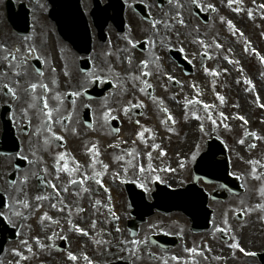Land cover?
<instances>
[{"label":"flooded vegetation","instance_id":"1","mask_svg":"<svg viewBox=\"0 0 264 264\" xmlns=\"http://www.w3.org/2000/svg\"><path fill=\"white\" fill-rule=\"evenodd\" d=\"M12 1L15 8L20 2L30 3L29 0ZM194 2H197V5L203 10H209L210 3H206L205 0H186L183 3L185 10L175 7L171 1H168L163 7L149 6L148 12L151 13V17L150 21L145 23L138 15L135 14L138 18L133 16L130 10L126 8V31L123 34H119L112 26L110 20L113 13L107 10L102 41L98 38L97 31L93 30L90 14H86L87 27L94 39L90 57L91 69L86 73L80 63V55L69 44L61 41L54 26L47 24L43 19V13L48 12L47 0H34L33 27H37L45 34L40 39L41 47L38 55L50 67L55 66L62 75H69L67 85L51 87V89L59 97H63L66 104H70L73 108L84 109L88 107L94 116L104 110L106 116L114 115L120 118L119 112L122 108H116L115 103L109 98L116 94L118 95L117 101H122L124 106L139 105L138 100H134V103L130 102L132 101L131 95L136 91V86H128L126 82H148L150 78L149 75H144L142 71L131 69L133 57L140 54L147 55L145 59L150 62L153 79L163 75L165 68H169L175 77L181 76L182 69L179 64L181 57L192 65L195 75L196 70H203L206 65L200 63L197 57L198 20L192 13ZM5 3L6 0H4L3 9H6ZM103 4L105 5L106 2L104 1ZM156 4H158L157 0ZM169 7L175 9L174 22L171 21L173 12ZM90 8L89 2L87 11ZM3 14L5 16L4 12ZM0 26L8 30V36L14 40L18 49L21 48V41L11 34L7 23ZM137 31L139 32L137 33ZM136 37L140 39L136 40ZM145 66L147 64H140V67ZM93 74H97L100 80L93 78ZM119 78L123 79L120 83L118 82ZM95 82H97V88H94L93 95L88 90ZM85 83L88 85L87 88H85ZM109 84H113V86L103 96L101 90ZM127 92L129 93L127 99H122L120 95ZM104 101L103 105L99 104Z\"/></svg>","mask_w":264,"mask_h":264},{"label":"rangeland","instance_id":"2","mask_svg":"<svg viewBox=\"0 0 264 264\" xmlns=\"http://www.w3.org/2000/svg\"><path fill=\"white\" fill-rule=\"evenodd\" d=\"M243 16H241V19L244 21V18H242ZM239 19L238 20H234V23L236 24H240L242 25V20ZM240 27V26H239ZM233 29V28H231ZM235 30V29H234ZM234 36L236 37L237 40V45H241L240 44V39L238 34L236 33V31H234ZM228 42L229 43H234L235 40L232 37L226 36L225 37V41H223L222 43L224 44L225 48L228 46ZM239 53L242 54L245 59H246V68L256 72L257 68H253L256 63L253 61L252 57L250 55H246L243 51V47H239ZM219 57L222 58H228V54L226 52H221L218 54ZM234 56V53H231V57ZM233 62H231V64H235L238 68L241 69V67L238 65L240 64V62L236 59V58H232ZM256 79H259V82L263 83V79L262 76L260 74H254ZM254 76L252 74H249L248 72L244 73L236 79L234 80H229L228 81V88H229V96H227V91H225V89H221L220 93H222L223 95L225 94V96H227V101L228 99L231 98V100L235 101L236 103H239L240 105V112L238 111V114L240 115V117H244V119H249V121H254L255 119L258 118L259 114L262 113L260 112V107L259 106H264V85H262L261 87H259V85H257V87L255 88L254 91H252V93L254 94V98L252 97L251 93V89L249 88V86L247 85L248 83L246 82V80H249L250 78L253 79ZM205 79V78H204ZM201 79V80H204ZM219 80L222 79H213V81H206V87L212 88L213 85H215ZM200 81V80H199ZM264 84V83H263ZM255 86V85H254ZM259 87V88H258ZM263 87V88H262ZM256 92V93H254ZM246 94L247 97H246ZM246 97V99H245ZM219 100V99H218ZM231 101L229 104H231V106H233L235 103ZM212 102H214V99L212 100ZM224 109L227 108L226 105L223 106ZM230 107V106H229ZM232 111V110H231ZM154 115L158 118V123H161L160 120V116H159V111L155 110ZM194 117V119L196 120V115H192ZM173 118H175V120H179L180 119V108L178 107L177 112L174 113V116H172ZM199 118L202 119L201 116H198ZM259 120V118H258ZM257 120V122H258ZM135 127V126H134ZM162 127V125H161ZM164 127H170L169 126H164ZM177 127H179L177 125ZM138 128L139 131H142V127L138 126L135 127ZM260 131V129H258V132ZM264 132V128L262 130ZM144 136L143 138L147 139L148 137V132H143ZM230 136V135H229ZM235 137V135L233 136ZM141 139V137L139 138ZM179 139V137H174V140ZM138 142H140V140H138ZM232 142V139H231ZM234 144V143H232ZM191 151L192 153H194V155L196 154V151L199 150V148L196 146V140L193 143V146H191ZM179 150H181V147H179L178 150H176L175 152H172L173 154H177L178 156L174 157L172 159V156H169L170 159L168 158H164L161 157V153L156 156L155 154H151V159H149V156H146V159L148 162H150V165H154V164H159L158 169L153 172L151 174L150 170L141 172L140 170H138L136 173L133 171V163H129L126 164L127 161H139L137 156H132L130 155L128 158H125V161L122 162H118L116 164V166L110 168V170H112V174L109 178H107V180H109L112 184V186L114 187L115 191L117 190V188H121V186L126 183V182H133L137 185V188H142L143 190H145L147 192V194L149 195L150 193L153 192L152 189V185L154 183V181H158L160 184H164V185H169V184H177L176 186H181L184 187L186 184L191 183L192 179H191V169L189 168L188 162L189 159L192 157L190 153L187 154H181V152H179ZM261 150H264V148H261ZM173 162L175 163L173 165ZM183 165V166H181ZM103 175L105 176V172L103 173ZM121 180L122 181V185L118 184V181ZM98 183H95V186ZM179 188V187H178ZM118 192L117 195L123 200L124 202V206L125 208H128L126 206L127 204V200L124 194V191H122V193L118 190L116 191ZM31 190L29 189H24V188H17L13 191H9V196L11 198V202L9 205V212L7 213L8 218L10 219V223L17 227L15 224H20V238L17 242H14L12 244H9L8 247L6 248V255L5 258L3 259L2 262H6V261H18V264H33L36 263L42 256L43 253L46 254V259L50 258V262L51 263H43V264H54L55 260H57V258L61 255H57L54 253L49 252V250L44 249V248H34L36 246V242L38 239H43L42 237L44 236H50V235H57L58 241L57 244L60 242V240L62 238H64L66 240L67 243L70 244L71 248H79L78 251H80V256H81V260H77V261H68V264H74L75 262H78L79 264H86L92 261L93 256H95V261L98 257V253L103 249V248H108L111 249V247H109L112 243L109 242V240L113 239V237L116 235L114 230H115V226L113 224V220L110 219L108 217V215L106 216V212L102 209L106 206H102V202L97 203V201H99V197L103 199L104 202L109 203L110 200V196L107 198H104L101 194V192H99L98 195L95 196V198H93L92 200L95 199L96 203L99 204V206L97 207V209L95 210L97 213L94 214L95 219L91 218L93 220V223H89V226L86 229V221L84 220V218H80V220H77L75 217L73 216V214L70 213H62V212H56L53 211V213H51L49 216L53 215L56 219V222L58 224L59 227L53 226V218L49 217L48 222L45 225H41L38 226L36 223L34 224L33 221V216H28V210L27 208H24L23 205L18 204V200H21L23 198H26L28 196H31ZM30 194V195H29ZM125 197V198H124ZM91 200V201H92ZM89 203V202H86ZM33 206V202H30V207ZM18 214V218H16L14 220V215ZM82 216H84L82 209L81 208H76L75 209V213L74 214H81ZM22 214V215H20ZM174 217V216H173ZM118 218V217H117ZM124 218L126 220V218L129 219L128 217V211H127V215H124ZM174 218L180 219L179 216H175ZM16 220H18L16 222ZM25 221L24 223V227L23 230L21 229V225L22 223ZM120 221V220H119ZM52 225V227H51ZM93 225H95V227H93ZM118 225V224H116ZM100 227H105L106 229L109 230V232H114L113 233V237H107L106 236V242H103L105 240L104 237L100 236L97 237L96 239L92 236V233L94 231V229H98ZM94 229H93V228ZM124 227V226H123ZM40 228H44V229H40ZM80 230H83V232H81ZM43 232V233H42ZM83 233H87V236ZM112 234V233H111ZM116 238V237H115ZM54 240V239H53ZM97 241H100V245L96 247V253H94L93 250V243H97ZM82 242V244H81ZM257 242L262 243L261 246H256L257 248L259 247H263L264 246V236L260 237L259 239H257ZM40 243L43 245V243L40 241ZM247 243L249 244L250 241L247 240ZM105 245L107 247H105ZM113 245V244H112ZM45 246V245H44ZM29 249H31V251H29ZM38 250V253L35 251ZM70 250V249H69ZM212 250L214 251H220L221 250V246L217 243L212 245ZM36 252V253H35ZM16 253H19V255H17ZM21 254L25 255V258H23V260L21 259ZM84 259H86V263H84Z\"/></svg>","mask_w":264,"mask_h":264},{"label":"bare ground","instance_id":"3","mask_svg":"<svg viewBox=\"0 0 264 264\" xmlns=\"http://www.w3.org/2000/svg\"><path fill=\"white\" fill-rule=\"evenodd\" d=\"M55 100L60 101L61 104L65 103V101H64V99L62 97H58L57 96L55 98ZM230 102H231V100H228V102H225V105L227 106V108L224 110V112L226 114L225 118L228 120L227 125L230 126V127L231 126H235V125H240V123H234L232 121V119H235L236 117L233 116L231 118V115H230L231 108L228 105V103H230ZM207 105L209 107L212 106L211 103H208ZM168 109H169L170 113L172 115H174L175 105L169 106ZM235 110H237V111L239 110V104H235ZM99 115H101L103 117L105 115L104 110L100 111ZM143 118H144V120L147 121V126L150 129H152L154 133L156 132L155 133V139L163 140L166 137H174L177 133L179 135V139H176V140L173 139V141H171L170 139L167 138L164 141V143L159 144L158 146H155V147H149V148H147L146 151H141L140 154H143L144 152H147L149 154L159 155L161 153V151H162L164 146H166L167 149L169 151H171V152H175L176 150L179 149V147H183V148L186 149V147L188 145L190 146L191 143L195 140L196 133L199 130L198 124L196 122H193L191 120H183V119H182V125H181L180 130L169 129L168 127L161 128V127H159V125H158V123H157V121L155 119V116L150 111H147L144 114ZM129 122H130V119H129V121H128V119H123V127H122L121 132H120V137H125V138L130 139L129 131L132 128L130 127V123ZM95 133L98 136H102L104 138L107 137V129H106V127L104 125H100L99 129ZM134 145L135 146H134V148L132 150H134L136 148L137 143L134 144ZM188 150L189 149H186L185 152H187ZM164 155L166 156V152L164 153ZM135 166L138 167L139 169L141 167L145 168V166L142 164V160L141 159L139 160L138 163L135 164ZM158 167H159V164L151 165V168H149V165H148V169L150 171H152L151 173L155 172L158 169ZM103 188H104V190H107L108 182H106L105 185H103ZM85 189L86 188L81 189V195H83L85 192H87V189L86 190ZM110 195H111L112 199L107 204V206L105 207V210L109 213V217H115V216L123 215L124 214V208L121 207V203H120V201H118L116 194L111 192ZM90 198H91V196H90ZM103 204L106 205L105 202ZM92 205H93V203H90L87 206L83 207V210L86 213V216L84 217V220L86 221V224H87L85 231L87 230L88 227H90L89 223H93V220L90 217V216H92L93 212L95 214V211L93 210ZM62 206H63V208H66V207H69L70 204L63 203ZM52 208L54 209L56 207L52 206ZM121 225H122V220H120V226ZM107 234H108L107 229H105V227H103V226L102 227L99 226L98 229H94V231L92 233V236L96 239L99 236L105 237ZM117 234H118V237H120V238L122 236H124V233L119 228L117 230ZM81 244H82V242H81ZM123 244L124 243L122 242V245ZM45 256H46V254L43 253L41 257H45ZM42 263H43V261L39 260L35 264H42ZM5 264H15V262L13 260L12 261H6ZM55 264H62V262L59 261V260H56Z\"/></svg>","mask_w":264,"mask_h":264},{"label":"snow or ice","instance_id":"4","mask_svg":"<svg viewBox=\"0 0 264 264\" xmlns=\"http://www.w3.org/2000/svg\"><path fill=\"white\" fill-rule=\"evenodd\" d=\"M262 7H264V6H262ZM230 26H231V25H230ZM218 46H219V45H218ZM9 55H11V54L9 53ZM14 58H15V57L13 56V59H14ZM4 59L7 60V59H8V56L6 55V56L4 57ZM144 75H150V73L145 72ZM145 83H146V82H145ZM5 87H7V85H5ZM31 87H32L33 89H35V88L37 87V85H36V84H33V85H31ZM42 87L46 88L47 86L45 85V86H42ZM147 87H151V85L149 84V85H147ZM141 91H144V89H141ZM219 99H220L221 101H223V97H219ZM188 103H189V104H195V103H199V101L189 100ZM44 107H45V108L48 107V105H47L46 102H45V104H44ZM204 107H205V109H207L209 106H208V105H205ZM127 111H128V109H125V112H127ZM164 111L167 112V109H164ZM220 115L223 116V113H221ZM47 117H48L49 120H51V118H52V114H51V112H48V113H47ZM195 118H196V119H199L198 116H196ZM168 119L171 120L172 117L169 116ZM209 119H211V116H209ZM239 119L244 120V117H239ZM244 122L247 123L246 120H245ZM137 123H138V122H137ZM213 123H215V121H213ZM138 135H139L141 138H143L144 133H143V132H140ZM253 135H254V134H253ZM243 142H244L243 140L240 141V143H243ZM93 154H94V155L96 154V150H95V149H93ZM59 159H60V160H64V156L61 155V156L59 157ZM149 159H151V154H149ZM192 159L195 160V159H196V156L193 155V156H192ZM250 163H252L253 165H255L257 162H256V161H251ZM181 166H183V165H181ZM104 168L106 169V168H107V165H104ZM149 168H151V165H149ZM64 171H66V172H68L69 174H71L73 171H78V167H77V169H72V168H69V167L67 166V163H66L65 166H64ZM140 171L143 172V171H144V168L141 167V168H140ZM99 176H100V173H96L95 176L87 177L86 179H92V180H95L96 183H100L101 181H100L99 178H98ZM254 178H259V177H255V176H254ZM73 183H81V184H84V183H85V180H81V181H75V180H73ZM85 190H86V189H85ZM65 191H67V189H65ZM261 193H262V195H264V189L261 190ZM37 199L39 200V199H41V197H37ZM97 203H99V201H97ZM25 206H27V205H25ZM53 207H54V205H53ZM45 218L47 219V217H45ZM93 227H95V225H93ZM80 231L83 232V230H80ZM218 231H221V229H218ZM83 234L87 235V233H83ZM38 242H39V241H38ZM97 243H100V241H97ZM131 243H133V244H138L139 242H138V241H132ZM237 246H238V245H236V244H232V245H231V247H233V248H235V247H237ZM240 250L243 251V249H240ZM29 251H31V249H29ZM192 251L195 252V250H192ZM16 254L19 255V253H16ZM68 258H69L70 260H73V261H75V260L77 259V257H76L75 255L71 254V253H69Z\"/></svg>","mask_w":264,"mask_h":264},{"label":"water","instance_id":"5","mask_svg":"<svg viewBox=\"0 0 264 264\" xmlns=\"http://www.w3.org/2000/svg\"><path fill=\"white\" fill-rule=\"evenodd\" d=\"M158 196L160 197L161 196V193H159L158 194ZM140 202H142V201H140ZM143 203V202H142ZM142 204L140 203L138 206H141ZM169 205H171V202L168 200V199H165L164 200V203H163V206L164 207H169ZM2 225V222H1V220H0V226ZM9 233H12L10 230L8 231ZM2 233V241L0 242V253H1V251H2V247L4 246V244H5V242H6V238H5V236H4V232H1ZM11 238H13V236L12 235H10V239Z\"/></svg>","mask_w":264,"mask_h":264}]
</instances>
